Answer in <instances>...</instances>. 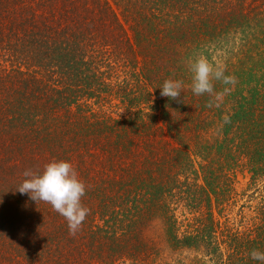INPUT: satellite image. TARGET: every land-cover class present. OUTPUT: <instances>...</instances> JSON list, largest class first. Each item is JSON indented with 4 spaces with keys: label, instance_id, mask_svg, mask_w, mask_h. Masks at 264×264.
<instances>
[{
    "label": "trees",
    "instance_id": "16d2710c",
    "mask_svg": "<svg viewBox=\"0 0 264 264\" xmlns=\"http://www.w3.org/2000/svg\"><path fill=\"white\" fill-rule=\"evenodd\" d=\"M196 55L236 78L219 107L191 91ZM53 160L86 185L74 236L15 191ZM254 249L264 0H0V264H264Z\"/></svg>",
    "mask_w": 264,
    "mask_h": 264
},
{
    "label": "clouds",
    "instance_id": "9594fccd",
    "mask_svg": "<svg viewBox=\"0 0 264 264\" xmlns=\"http://www.w3.org/2000/svg\"><path fill=\"white\" fill-rule=\"evenodd\" d=\"M186 64L191 73L192 93L196 96L212 97L213 100L208 102L207 107H219V103L215 102L222 100L229 91L227 86L236 84L235 76L226 75L224 66L213 65L204 55L190 57ZM214 82L226 87L218 93L215 91ZM182 88L181 80L169 78L160 87V95L178 101ZM22 175L25 179L15 191L22 195L27 194L36 204L43 202L50 205L53 211L66 220L69 235L74 236L81 230L90 210L81 202L86 194V185L79 179L71 163L53 160L45 164L42 171L26 169ZM250 256L253 260L264 262V252L254 249Z\"/></svg>",
    "mask_w": 264,
    "mask_h": 264
}]
</instances>
